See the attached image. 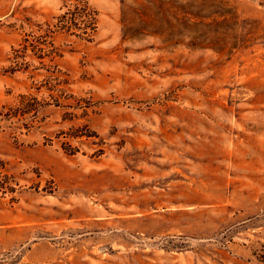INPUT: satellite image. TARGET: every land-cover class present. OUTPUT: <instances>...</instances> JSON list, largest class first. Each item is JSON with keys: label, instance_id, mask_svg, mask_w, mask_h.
<instances>
[{"label": "rangeland", "instance_id": "374dc122", "mask_svg": "<svg viewBox=\"0 0 264 264\" xmlns=\"http://www.w3.org/2000/svg\"><path fill=\"white\" fill-rule=\"evenodd\" d=\"M76 7L92 41L11 71ZM22 94L47 104L0 120V264H263L264 0H0V111Z\"/></svg>", "mask_w": 264, "mask_h": 264}, {"label": "trees", "instance_id": "16d2710c", "mask_svg": "<svg viewBox=\"0 0 264 264\" xmlns=\"http://www.w3.org/2000/svg\"><path fill=\"white\" fill-rule=\"evenodd\" d=\"M96 32V13L94 10L87 7H76L74 10H68L57 16V21L54 24L49 22L40 23L36 31L27 33L21 38L19 45L12 48L10 69L13 72H29L31 65L34 66L33 71L46 67L45 69L51 73L48 75L51 78L53 77V71L50 68L58 66L55 63L56 59L63 57L66 51H72V49H64L56 45V37L63 35L90 42L94 39ZM29 55L36 58L39 64L35 65L28 61L27 57ZM47 87L49 91L55 89L53 86ZM20 97V103L17 107L7 112L0 111V120H11L31 113L35 115L38 113L39 107L47 104H41L31 94H22ZM64 150L68 154H75V150H71L66 146ZM18 187L19 182L16 175L9 169L7 161L0 158V197L12 194L10 201H16L17 198L14 194L17 192ZM257 259L264 264V251L257 254Z\"/></svg>", "mask_w": 264, "mask_h": 264}]
</instances>
